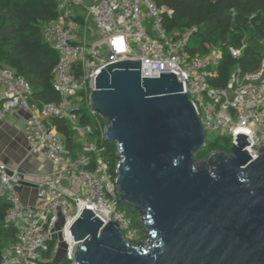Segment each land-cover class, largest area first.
Here are the masks:
<instances>
[{"label": "built area", "instance_id": "1", "mask_svg": "<svg viewBox=\"0 0 264 264\" xmlns=\"http://www.w3.org/2000/svg\"><path fill=\"white\" fill-rule=\"evenodd\" d=\"M165 13L170 11L154 0H57L56 18L42 30L43 40L58 54L52 78L57 102L35 100L27 80L0 64V118L12 112L27 114L30 151L50 164L47 176L33 183L31 203L19 191L25 182L22 172L0 159V197L10 204L5 220L18 228L0 264H76L72 252L78 242L69 225L84 208L108 212V220L116 222L133 245L142 240L119 207L116 176L109 173L96 143L87 138L92 125L79 121L83 108L97 115L90 108L89 81L108 64L140 60L141 77L175 73L205 134L227 137L231 149L240 133L249 143L244 150L252 159L258 156V148L264 146V53L256 70L241 74L236 69L225 87L212 86L209 79L221 52L211 48L204 55L190 54L187 47L197 26L168 32ZM229 52L233 57L241 54L232 47ZM52 118L64 119L82 139L75 152L66 147Z\"/></svg>", "mask_w": 264, "mask_h": 264}, {"label": "water", "instance_id": "2", "mask_svg": "<svg viewBox=\"0 0 264 264\" xmlns=\"http://www.w3.org/2000/svg\"><path fill=\"white\" fill-rule=\"evenodd\" d=\"M90 108L117 146L120 202L138 212L146 244L130 243L106 211L82 209L69 229L76 264H264V146L246 136L196 161L206 134L173 72L141 77L140 60L101 68Z\"/></svg>", "mask_w": 264, "mask_h": 264}, {"label": "trees", "instance_id": "3", "mask_svg": "<svg viewBox=\"0 0 264 264\" xmlns=\"http://www.w3.org/2000/svg\"><path fill=\"white\" fill-rule=\"evenodd\" d=\"M170 13H165L163 26L168 31L182 30L195 25L197 32L187 50L190 54H207L219 46L221 60L209 83L225 87L236 69L239 73L258 68L264 53V0H154ZM57 0H0V64L23 76L30 84L32 97L40 102H57L58 92L52 86L53 70L58 60L57 52L42 38L43 28L56 18ZM229 47L239 49L240 56L233 57ZM79 121L91 124L88 140L95 142L100 155L107 162L109 173L116 176L117 146L104 139L102 129L105 121L92 115L87 108L81 109ZM56 131L63 137L67 148L75 152L79 147L76 135L64 119L52 118ZM230 153V141L219 136L206 140L195 153L196 161L204 160L209 153ZM9 202L0 197V257L3 249L16 239L18 228L5 220ZM131 226L138 231L140 239L146 238L138 212L119 202ZM39 264H66L40 262Z\"/></svg>", "mask_w": 264, "mask_h": 264}, {"label": "crops", "instance_id": "4", "mask_svg": "<svg viewBox=\"0 0 264 264\" xmlns=\"http://www.w3.org/2000/svg\"><path fill=\"white\" fill-rule=\"evenodd\" d=\"M0 87V91H1ZM28 115L12 112L0 118V159L11 166H17L25 182L19 187L22 199L33 202L34 182L43 180L50 164L39 154L30 151L32 143L26 129Z\"/></svg>", "mask_w": 264, "mask_h": 264}, {"label": "rangeland", "instance_id": "5", "mask_svg": "<svg viewBox=\"0 0 264 264\" xmlns=\"http://www.w3.org/2000/svg\"><path fill=\"white\" fill-rule=\"evenodd\" d=\"M213 50H216V51H218V52H221L222 51V49L219 47V46H216V47H213ZM221 134L220 133H218V132H213V133H206V140H209V139H214V138H216V137H219ZM82 139L80 138V137H77L76 136V141H78V142H80ZM74 190H76V191H78V187L76 186L75 187V189ZM141 241H143L144 243H145V247L147 246V244H146V238H144V239H142Z\"/></svg>", "mask_w": 264, "mask_h": 264}]
</instances>
